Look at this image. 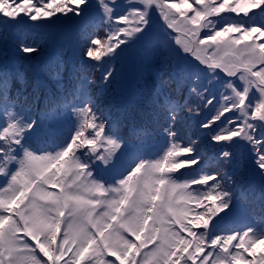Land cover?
<instances>
[{
	"label": "rangeland",
	"instance_id": "374dc122",
	"mask_svg": "<svg viewBox=\"0 0 264 264\" xmlns=\"http://www.w3.org/2000/svg\"><path fill=\"white\" fill-rule=\"evenodd\" d=\"M39 1L41 0H9L6 3L7 7L4 11L1 12L0 10V18L4 19L3 25L6 27L4 32L9 34L7 37L8 41H10L9 37H11L12 34H15L14 32L16 30L19 28H21L20 30L23 29V23L30 20L33 27L28 34H33L34 39L40 40V36L44 37L48 33V38H42L40 41V43H42L47 39L44 42V48L40 47L37 43V46H34V49L29 51L28 56L31 60L43 61L53 58L62 61L66 60L68 65L67 68L69 69L72 68L78 54L82 53L81 55L83 58H81L80 61L83 67H87V69H91L92 71L99 67V72L101 71L100 73H102L103 66L105 65H110L111 68L108 71L110 73L104 75L103 80H101L98 71H95L94 73V75L96 74L94 81L97 82L95 88H105L98 95L97 101L89 103L86 106L88 110L95 107L84 123L85 129L91 127V130L86 136L78 134V139H74L73 144L70 145L67 151L59 150L54 154L39 153L32 149V141L27 142L28 147L21 157L20 166L15 172L12 181L4 189L0 190V227L1 229L3 227L2 230H4L1 234L0 241L2 245L8 248V251L13 254V258L14 254L16 255L19 263L29 264V260L26 261L27 257H22V252L16 243L18 240L16 208L24 194L30 191L33 195L31 204L28 208L22 209L21 211L26 212L28 220L32 225V228H34V230H32L33 234H37V232L44 234L45 246L52 242L54 231L60 223V211L62 205L63 203H66L71 206V216L68 225V234L66 238H64L61 248L68 250L71 248L69 244H77L71 257L78 255L81 247H83V253L78 259L82 264H109L107 260L105 263L99 259L95 261V253L90 246L84 249L88 241L94 242L90 229L92 226L97 227L101 234L106 236L109 242L111 239L114 245L118 247L123 239L115 228L118 227L120 229L119 224L113 226V223L116 221L121 222L122 220L124 231L130 232L132 227L130 224L132 223L133 225V218L138 209L137 207L141 198V193L148 189L151 177L154 174L153 169L155 167L154 163L148 161L151 163L143 165L141 169L135 172L132 179L133 184L131 189H129V191L131 190L129 192L130 194L125 195L124 202L121 203L122 208L120 214L115 218L113 217L115 216L118 207V201L123 200L121 193L128 188V177L122 180L120 184H104L103 181L97 179L96 176H92L89 172L82 170V161H85L84 163H87V161L89 162V158L94 154L95 149L100 152L95 160H97L100 165H106V172L110 171L108 169L112 170L113 167H116L114 170L118 168L122 169L126 164L120 163L119 159L121 156H128V150L130 148L126 147L130 144H121L110 136L106 139L101 135L103 132L102 129H104L106 124L104 125L102 122L96 121V116L98 115L99 110H104V106H101L98 101L106 98H109V101H118L119 98H116L118 87L123 88L121 89V94L128 104L136 102L137 98H139L138 92H131L127 87L130 83V78L135 77V73L130 75V73L127 72V76L125 77L124 74L121 73L123 72V65H117L114 67L113 62H111L112 60H115L113 54L117 52H124L126 55L132 53L134 56H137L142 60H147L144 62L139 59L138 62L143 63L141 67L144 69L145 74H147L145 79L148 80L157 75V69L160 67V64L157 67L156 54L165 50L168 54L167 58L171 59L173 69H175L180 62H186L187 67L183 66V74H186L189 77L195 73L199 76V73L204 72V79H206V77H214L216 78L215 82H217L214 85L218 86L220 78L225 76L231 78V76L235 74L236 70H232V64L238 59L241 66L254 72L255 66L263 63L259 58L261 57L260 49L263 50L264 45V21L260 22L258 18H253L251 26L247 27L244 25L245 23H243L244 17H239L241 20L238 18L237 20H234L235 22H232L233 18L225 16L222 19V15L220 14L225 12V14L228 15L231 13V9H233L235 10L236 15L248 16L257 9L263 8L264 2L263 0H234L236 1V4L231 5L232 0H179L178 2L174 0H162V5L164 6L163 9L159 0H153L154 4H152V6H149L152 0H144V5H147L144 7L140 0H75L69 2L63 16L59 15L60 17H56V15H44L42 12L38 15L34 8L38 9L41 7ZM191 3H194L195 5V12L192 16H187L188 10L192 7ZM101 7L103 10L100 9ZM139 7L142 9L141 14L147 16L152 14L150 15L151 18H153L154 14L156 16L158 15L157 19L159 20L161 17V22H163L167 12L172 13L177 9L184 10V17L187 21L191 19L192 27L190 31L192 34L194 32L193 36L195 40H198L202 33L204 34V38L208 37L209 40L213 38V48L211 51H208L209 54H207V58L211 59L208 60L206 58L196 66L192 63L193 59H187L185 56L184 49H181L184 46L173 43L167 36V33H164L168 37L165 36V39L167 40L166 43L170 42L165 46L157 45L155 53L157 51L158 53L156 54H154V51L151 52L155 45H138L141 41H138L137 39L144 32L147 33L145 36L148 37L150 39L149 42H151L155 41L157 36L159 41L160 34H163V32L166 31L161 28L159 23H157V26L150 27L152 20L149 18L142 20V17H139L140 12H137ZM94 13H97V15L101 17L100 20L103 22V28L98 31L99 34L100 30H102V39L100 41L103 42L94 43L92 44L95 45L93 47H84V45L79 46L78 41H81V38L88 37H86L85 32L86 28L88 26L90 27L91 24L87 21L89 16ZM28 15L32 17L27 19ZM110 16H112L113 19H109ZM222 20H225V26H227V28L224 27L223 31L220 32L217 29L214 32L206 33V31H209L210 27L216 28ZM93 25H96V20H94ZM243 25L245 26V30L242 29ZM83 28L84 30H82ZM217 32L220 37L215 40ZM79 34H81V36H79ZM7 39H3L2 42H0V65L4 61L2 56L7 55L6 51L11 48L10 44L9 46L5 44ZM81 43L83 44V41ZM135 47H139L140 49H136ZM201 54L206 57V51L201 52ZM216 66H220L222 70L217 69ZM115 68L120 71L117 70L115 73H111L112 70H116ZM239 73L234 79L237 80L236 84L240 85L241 94L237 98L238 104H241L240 111L243 113L245 109L255 113L261 109L262 116L264 117V87H258L259 84L254 81L251 74H248L249 72H245L244 74ZM257 73L260 74V72ZM82 75L84 74H81V76ZM119 77L122 78V81L125 80L124 82H126L127 85L123 84L124 82L121 83L118 79ZM227 78L225 79V82H228ZM261 82H264L263 77H261ZM143 83L144 82H141L142 85ZM26 86H29V82H26ZM255 95L257 96L256 100L258 99V102L252 103L250 99ZM148 98L149 95L146 100ZM233 98L236 99V96ZM34 99H36V97H34ZM79 99L80 98H78V101ZM73 101L75 103L76 100ZM73 101L71 100L70 103H73ZM23 105L28 107V109L31 108V106H28L25 103H23ZM107 115H109L108 111ZM182 116H185V118H179L177 122L182 123L180 130L178 131V137L182 139L181 141L183 142L186 130H195L199 123V118L196 119L188 113ZM244 118L247 117L244 116ZM109 120L110 116L105 119L106 122ZM45 124H47V122L44 123V125ZM241 124H243V122H241ZM97 127H99L98 131L102 130V132L99 136L92 137L96 142L95 149L90 150L91 152H86V155L83 154V152L81 153L80 151L82 149L87 150L85 147L86 139L91 133H93V129ZM246 130L247 122H245V126L239 124L236 127V130L225 128L218 136H222L226 133L235 136L236 138H240L238 135L241 136L246 133ZM3 131L6 134H12L14 144L18 143L19 138L23 136L21 132L20 134L18 133V130L14 126L3 128ZM30 131H32V129H30ZM37 133V139L44 138V132ZM180 135H183V137H180ZM58 136L56 135L55 138L57 139ZM210 136L211 135L208 134L205 138H210ZM1 137L0 140H2ZM260 138L261 136L258 137V139ZM10 144L12 145L13 141H10ZM187 153L188 150L179 147L173 154L174 159L177 158L179 160L181 170L189 169V167L196 165V163L186 161L185 156ZM132 156L133 155H130L128 158H131ZM4 157L6 158V156ZM2 162L3 161L0 160V166ZM257 173L264 177V168L259 169ZM239 177L241 178L242 175ZM134 184L135 187H133ZM55 185L58 187L53 188ZM182 190V185L179 182L170 183L167 190H163L162 188L163 193L168 196L167 199L159 197L161 199L152 211L153 220L151 222L147 221V224L145 223L143 231L139 230L137 227H132L133 233L137 234L138 231L141 232L140 235L143 238V243H146V241H154L152 242L153 245L150 253L141 257L140 264H156V261L166 260L165 264H172L169 262L171 253L175 256L174 259H179L176 257L178 249H184L186 243L183 246L178 245L177 249L175 246V240L172 242V237L167 235L166 231L163 229L162 220L165 215H167L166 211L173 210L174 212L175 210H178L179 217L185 215L184 213L188 200L187 194H184ZM102 192L106 193L107 196L104 198L101 197ZM214 218L215 219L212 221L213 223L217 222L221 218V215H215ZM4 219H8L7 225H2ZM108 221L111 222L109 225ZM153 222H155L157 226L159 225L162 227L160 233H154V230L152 229L154 226L151 225ZM203 226L199 227L197 233L202 230L204 231ZM9 229H11V233H9ZM130 234L133 235L132 233ZM201 240L202 239L198 240L196 244ZM178 241L179 239L177 238L176 244ZM132 244L133 242L128 243L125 249L120 251V254L123 256H120V258L117 259L118 261H115L117 264H131L128 259L132 257V252H134L133 249L135 248V245ZM110 247L113 251H116L115 249H117H114L111 245ZM172 247H174V252ZM196 247L197 246L189 247V250L191 251V249ZM258 248L259 245L255 246L253 251H259L264 254V245L259 249ZM39 250L40 252H43V247H41V245H39ZM57 250L58 249L54 250L52 257L50 256L52 261L49 260V262L51 264L55 263ZM60 253H62V251H60ZM185 256L187 258L186 260L189 261L188 258L190 255L188 254ZM9 257L10 258L7 259L13 261L12 257ZM176 264H183V262L179 261ZM234 264H251V262H234Z\"/></svg>",
	"mask_w": 264,
	"mask_h": 264
},
{
	"label": "trees",
	"instance_id": "16d2710c",
	"mask_svg": "<svg viewBox=\"0 0 264 264\" xmlns=\"http://www.w3.org/2000/svg\"><path fill=\"white\" fill-rule=\"evenodd\" d=\"M66 2V0H64ZM55 5L51 6L48 4V7H46V11L48 14L53 15L56 12L57 1H54ZM65 4V3H64ZM68 4V3H66ZM69 5V4H68ZM67 5V6H68ZM67 6H65V9H67ZM102 30H100L98 35H94V38L96 37V42L101 43L103 41H100L102 39ZM7 33H5L2 29H0V37H6ZM88 44H85L84 47H93L95 45H92L91 41L88 40ZM20 46V49L23 50V53L17 57L16 59H10V63H13L16 65L20 71L21 76L19 77L15 71L12 70L10 67H3L0 66V71L3 73V75L6 78L5 83H3L4 88L6 90L5 94L0 92V101L5 102V106L8 109V117L9 122L8 126H14L18 130V133L20 134H26V132L29 130L30 127L38 126L37 118L39 116L38 112L46 113L47 109L53 110V108H56L55 111H53V117L54 120H56L57 116L61 115L58 109L59 101L62 97H66V80L65 76L70 74V71H68V65L67 61H58L54 62L51 61L48 63L47 61L41 62V70L40 65L38 69H34L33 64L34 62L31 61L30 57L28 56L29 51L32 49L33 45H31L29 42L26 43H18ZM98 46V45H97ZM90 47V48H91ZM64 62V63H63ZM53 63V64H52ZM54 65V67H53ZM55 68V69H54ZM94 71L87 70V68L81 69L80 75L83 80L82 85V98L79 102V105H74V109L72 110V116H73V124L69 129H66V131L69 133V135H78V132L81 131V128L83 126L85 117L87 116V104L94 102L96 98L92 95V90L94 92L95 89V81H94ZM46 77L49 79L48 83L53 81L54 85H57V88L53 91L47 87L46 85L42 84L41 78ZM40 82L41 86L39 84H35L32 81ZM31 81V82H30ZM26 82H29V86H26ZM0 83L2 81L0 80ZM52 96V102L54 99V103L49 102V96L47 94ZM95 93V92H94ZM47 94V95H46ZM41 96L43 99L41 100ZM46 96H48L46 98ZM36 97V99H34ZM9 101H7V99ZM33 98V101H32ZM21 100V101H19ZM23 103L27 104L28 106H31L30 109L28 107L24 106ZM40 103V104H39ZM52 108H51V106ZM225 108L228 107V105L224 106ZM40 111H37L39 110ZM72 106L70 105L71 109ZM79 108V109H78ZM69 137V136H68ZM180 137H183V135H180ZM188 136H185L184 138V145L183 147L192 150V144L187 139ZM179 145L182 144V141L180 140L178 142ZM192 159V157H191ZM200 197L197 199H194L196 201H200ZM249 239L252 241L261 240L264 237V229L258 228L256 230H253L250 236H248ZM248 255L245 253L239 252L238 258L246 260Z\"/></svg>",
	"mask_w": 264,
	"mask_h": 264
},
{
	"label": "bare ground",
	"instance_id": "6f19581e",
	"mask_svg": "<svg viewBox=\"0 0 264 264\" xmlns=\"http://www.w3.org/2000/svg\"><path fill=\"white\" fill-rule=\"evenodd\" d=\"M29 206V205H28Z\"/></svg>",
	"mask_w": 264,
	"mask_h": 264
}]
</instances>
